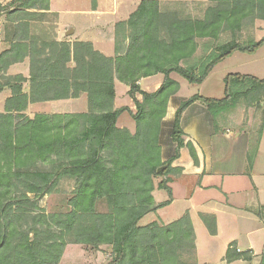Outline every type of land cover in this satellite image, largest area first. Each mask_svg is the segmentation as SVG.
I'll return each mask as SVG.
<instances>
[{"label": "trees", "instance_id": "obj_1", "mask_svg": "<svg viewBox=\"0 0 264 264\" xmlns=\"http://www.w3.org/2000/svg\"><path fill=\"white\" fill-rule=\"evenodd\" d=\"M208 1L204 17L191 19L163 12L155 0H141L128 20L115 26L114 58L89 43L20 37L28 24H17L20 17L13 21L16 39L0 53V94L9 91L0 113V264H59L68 245L93 251L110 247L106 264H194L195 235L187 214L168 224H139L167 205L156 206L152 192L170 195L169 177L181 172L171 167L180 149L187 147L197 163L192 146L184 144V111L199 101L215 120L240 101H253L262 114L258 139L264 127V78L229 74L223 79V98L195 95L180 101L169 133L175 148L162 159L163 120L169 100L179 91L170 75L200 85L232 54L254 55L264 46V37L242 39L256 21L264 23V0ZM17 8L47 11L49 6L48 0H14L0 6V13L17 14ZM199 47L203 54L196 57ZM25 58L29 78L8 76V69ZM158 74L163 80L156 92L140 89L142 78ZM114 80L129 88L135 113L114 110ZM26 82L28 93L23 92ZM82 94L87 113L24 114L30 104ZM124 112L135 122L133 134L116 126ZM256 151L247 156L248 169ZM63 181L73 183L67 210L45 214L39 202L56 193ZM255 214L264 220V206ZM200 218L214 236L215 218ZM252 258L251 252H237L235 243L225 254L227 263ZM258 264H264V253Z\"/></svg>", "mask_w": 264, "mask_h": 264}, {"label": "crops", "instance_id": "obj_2", "mask_svg": "<svg viewBox=\"0 0 264 264\" xmlns=\"http://www.w3.org/2000/svg\"><path fill=\"white\" fill-rule=\"evenodd\" d=\"M12 1L14 0H0V5H6ZM56 1L57 3L54 0H48L47 11L22 8L13 11L57 14L56 35L58 42H66L71 45L77 42L89 43L95 51L107 58L115 57L116 24L126 21L140 2V0L128 2L126 5L125 0ZM61 15L69 16V20L62 22ZM11 42L9 40L8 44ZM28 61L25 58L23 62L12 65L8 69L7 75H21L28 79ZM16 66H24L26 72L11 70ZM174 75L171 74L170 78L179 84L180 92L169 100L163 126L172 123L180 101L188 99L181 96L182 83L176 80ZM162 80V75L158 74L142 78L137 84L142 91L154 93L160 88ZM118 90L121 92L120 96ZM28 91L29 84L26 82L23 84V92L28 93ZM128 91L129 88L126 85L114 80V110L128 108L134 113V106H132L134 104L128 96ZM8 97L9 93L3 101ZM84 98L87 101L85 94L76 99L61 101L77 102L80 100L84 102ZM140 99L141 97L138 95L137 100ZM48 104L49 102L30 104L24 114L33 118L36 114H81L88 111V105L85 111L82 110L84 109V105H82L81 111L72 112L56 110L54 112L48 110L51 111L48 112L47 109L37 112L34 109L40 105L50 106ZM220 116L213 121L205 105L199 101L184 111L181 118L184 144L192 146L197 163L193 162L187 147L180 149L179 157L171 167L179 169L181 172L169 177L170 195L158 189L152 192L156 206L164 202H168L167 205L146 215L141 220L149 218L148 220L151 221L168 224L187 214L195 235L194 264H258L260 255L264 253V220H260L255 214L258 208L264 206V127L261 137L258 139V129L255 133L240 128L231 130L226 126V120H223L225 117L222 116L221 119ZM116 126L119 129H127L131 134L135 132V122L130 118L126 122L123 113L118 117ZM161 147L162 159L165 161L168 157L167 153L169 150L170 152L174 151L175 146L170 142L167 149ZM255 148L257 151L253 164L251 169H248L247 156ZM178 206L179 211L176 216L162 217L160 215L166 210ZM201 215H210L215 218L216 234L214 236L208 233L200 218ZM149 223L151 222L148 221ZM232 243L236 244L237 252H251L252 261L227 263L225 254ZM110 253V247L101 246L95 253L90 254L89 258L92 259V263L89 264H106L110 259ZM99 256L101 257L99 258Z\"/></svg>", "mask_w": 264, "mask_h": 264}, {"label": "rangeland", "instance_id": "obj_3", "mask_svg": "<svg viewBox=\"0 0 264 264\" xmlns=\"http://www.w3.org/2000/svg\"><path fill=\"white\" fill-rule=\"evenodd\" d=\"M125 1L127 2L126 5H128V2L130 3L138 0H125ZM155 1L159 3V7L163 12H175L180 15L190 17L191 19H202L206 13V10L211 6L208 0H155ZM54 2L57 3L56 0H54ZM0 6H4V5L1 4ZM17 17L22 18V20L19 21L17 24H22V23L28 24V28L21 29L20 33L17 34L18 36L20 35V37H23L27 35L29 38L37 37L43 40L47 39L48 41H53V40L58 41L56 35L58 28L57 14H40L38 12H31V13L17 12V14H9L8 12H2L0 13V53L9 49L10 46L9 45L10 43L8 44L9 40L10 42L11 41L13 42V39L14 38L16 39L15 27H17L16 26L17 24H13V21H15ZM61 19L62 22L64 21L67 22L69 20V16L61 15ZM263 37H264V23L261 21H256L252 27L247 28L242 34V39L244 41H246L247 38H251L252 40L259 41ZM202 54H203L202 47H199L195 56L201 57ZM11 70L15 72H23V73L26 72L24 66H19V67L16 66ZM229 74L251 75L260 79L264 78V48L260 49V51H258V53L255 56L241 54L238 52L232 54V56H230L229 58L225 59L223 62L218 64L211 71V73L208 75L205 81L200 85L188 84L185 80H183L177 75H174V77L176 78V80L182 83V89H181L182 97H187L189 99L190 97L195 95H202L207 98L208 97L222 98L224 96L223 79ZM8 76H15V75H8ZM179 92H180V87L177 94ZM8 93L9 91L5 90L4 93L0 94V113L3 112V108H4L3 99L5 96L8 95ZM118 95L119 96L121 95L120 90H118ZM48 105L50 106H44V105L36 106L34 109L37 112H42L45 109H47V111L53 110V112L55 110L58 112L61 111L72 112L78 110L81 111V106L84 105V109L82 110L85 111L87 106V101L84 98V102L80 100L77 102L56 101V102H49ZM48 108H52V109H48ZM133 109L135 113L136 112L135 106L133 107ZM261 115H262L261 108H257L255 102L252 101L251 103L247 104L244 101H240L235 106L234 109L224 113L219 118L222 119V116L225 117L223 118V120H226L225 124L231 130H238V128H240V129H246L248 131L250 130V132L254 131L255 133L259 127ZM123 118L125 119L126 122L129 118L132 119L128 115V113H123ZM170 128H171V123L166 124V126H164L163 128L161 146H163L165 149H167L170 145V137H169ZM172 152L173 150L171 152L169 150L167 156H170ZM157 181L158 180L156 179L155 183ZM72 188H73L72 182L63 181L56 193L45 196L39 202L40 209L44 211L45 214L65 212L67 210L66 201L70 195V192L72 191ZM178 211H179V206L176 208L173 207L171 209H168L165 212L161 213L160 215H162V217L176 216ZM148 219L141 220L139 224L141 226H145L148 224V221L154 222ZM65 249L66 250L60 264L92 263V259H90L89 256L90 254L95 253V251L90 250L89 248L81 245H70ZM100 257L101 256H99V258Z\"/></svg>", "mask_w": 264, "mask_h": 264}]
</instances>
